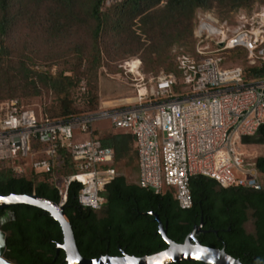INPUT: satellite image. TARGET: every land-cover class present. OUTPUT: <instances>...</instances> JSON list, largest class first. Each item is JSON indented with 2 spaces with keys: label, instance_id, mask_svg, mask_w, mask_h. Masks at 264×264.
Segmentation results:
<instances>
[{
  "label": "trees",
  "instance_id": "trees-1",
  "mask_svg": "<svg viewBox=\"0 0 264 264\" xmlns=\"http://www.w3.org/2000/svg\"><path fill=\"white\" fill-rule=\"evenodd\" d=\"M256 1L264 4V0H0V101L17 99L29 107L19 99H40L45 119L68 120L88 114L76 108L74 97L84 83L87 107L96 112L106 37L112 38V49L141 52L146 68L163 67L179 78L174 52L195 55L198 12H212L221 21L230 14L228 20L232 22L238 11L250 12ZM18 37L24 41L8 44ZM243 51L234 48L225 54L233 60V53ZM130 62L125 61L121 69L126 71ZM57 66L61 70L53 73ZM262 74L259 66L244 70L245 80ZM101 144L114 151L117 174V167L130 168L136 163L137 182L129 184L118 174L103 193L106 207L97 211L79 205L80 184L70 186L64 214L85 259L120 257L122 253L140 258L166 250L158 223L150 215L153 213L167 229L168 238L177 244L184 243L203 215L211 232L196 236L198 242L225 249L242 264H264V190L224 189L211 179L194 176L190 180L192 208L182 211L171 190L156 195L138 185V158L131 135L122 132ZM242 145L264 148V126L254 137L243 138ZM68 151L61 149V166L51 175L31 172L18 176L9 165L0 163V195H36L58 205L61 198L55 178L75 173ZM256 168L264 174V156L257 159ZM9 211L16 220L2 227L8 261L66 264L65 253L57 255L63 234L49 213L30 206ZM4 214L0 211V218ZM250 221L254 223L252 234L247 231Z\"/></svg>",
  "mask_w": 264,
  "mask_h": 264
},
{
  "label": "built area",
  "instance_id": "built-area-1",
  "mask_svg": "<svg viewBox=\"0 0 264 264\" xmlns=\"http://www.w3.org/2000/svg\"><path fill=\"white\" fill-rule=\"evenodd\" d=\"M197 19L195 55L174 52L179 78L161 73L146 82L141 63H129L136 68L131 69L135 104L55 121L41 111L38 120L32 106L17 100L0 101V163L26 176L17 160L31 158V172L51 175L61 166V149L67 148L75 173L62 178L63 187L56 184L58 207L66 205L69 188L77 183L79 205L100 210L103 193L118 174L114 151L94 136L93 124L109 119L115 130L134 139L138 185L156 195L171 190L182 211L192 208L194 176L224 189L261 191L256 162L248 166L240 147L243 138L264 126V6L238 11L232 22L205 11ZM234 48L245 50L247 65L259 66L261 77L245 80L244 69L228 63L225 53Z\"/></svg>",
  "mask_w": 264,
  "mask_h": 264
},
{
  "label": "rangeland",
  "instance_id": "rangeland-1",
  "mask_svg": "<svg viewBox=\"0 0 264 264\" xmlns=\"http://www.w3.org/2000/svg\"><path fill=\"white\" fill-rule=\"evenodd\" d=\"M262 1H256L250 11L260 7L264 6ZM112 3V2H109ZM241 11V10H240ZM246 13H249L247 11H243ZM230 14L226 16L227 19H229ZM225 19V20H227ZM224 21V20H223ZM18 33L16 34V36ZM109 39L112 38H105L104 39V46L107 51V54L103 56L104 60V66L99 71V78H98V84H99V109L96 112H90L87 104H86V98L84 97V90L78 92L76 94L75 100H76V108L80 111H84L88 114H94L98 112L108 111V110H114L126 107L128 105H132L136 103V84L134 83L135 77L134 74L132 76L131 69H133V66L130 68H126V71L121 69V66L123 63L127 60L130 61H139L141 60V52L137 54H130L126 53L125 48L124 49H112L113 42ZM23 37H18L15 39H12L8 44L13 45L16 44V42H23ZM34 47H37V43H33ZM130 49L132 47L130 46ZM129 49V50H130ZM190 51V47H187L186 50ZM233 60L228 59V63L231 65H238L241 66L244 70L247 65L246 61V53L243 51L242 53H233ZM173 55V52H172ZM40 60L39 58H37ZM40 62V61H39ZM61 70V68L54 67L52 72L57 73ZM141 72L145 76V81L149 82L152 78L159 76L161 73L171 74L168 71L165 70V68L161 67H152V69H148L144 66L143 62L141 63ZM174 74V73H172ZM82 87L84 89V83H82ZM17 100V99H13ZM24 102V104H27L28 106H32V110L35 112L36 117L38 120H40V110H41V103L40 99H30V100H23L19 99ZM11 101V100H10ZM18 101V100H17ZM2 102V101H1ZM20 102V101H19ZM93 128L95 129L94 136L97 137L100 141L114 136L116 134L122 133L120 130H115L112 127L111 121L109 119H103L96 121L93 124ZM77 127H74V130L76 131ZM81 138L76 139V141H80ZM241 153L244 156L245 163L250 166L254 164L259 157H262L264 155V149L258 146H251V145H241ZM258 152V153H257ZM31 158H23L20 157L17 160V165L24 167L28 171V175L31 174ZM118 168V174L123 175L127 182L129 184L136 183L137 178V170L136 163L130 167L126 168L124 166H119ZM233 173L239 178L248 180L249 177L244 175H237L235 171ZM260 184L262 188L264 189V174L259 173L258 175ZM55 183L59 187H63V179L62 178H55ZM247 231L251 232L250 225H247Z\"/></svg>",
  "mask_w": 264,
  "mask_h": 264
},
{
  "label": "water",
  "instance_id": "water-1",
  "mask_svg": "<svg viewBox=\"0 0 264 264\" xmlns=\"http://www.w3.org/2000/svg\"><path fill=\"white\" fill-rule=\"evenodd\" d=\"M107 204H104L106 206ZM18 206H30L43 210L60 225L63 234V243L57 246V255L63 251L66 264H181L186 262H199L203 264H242L240 260L229 256L227 251L205 247L196 240L200 234L203 223L194 227L184 243L177 244L167 236V229L162 225L159 217L151 213L157 223L158 231L167 245V249L157 254L144 257H134L122 253L120 257L103 256L98 259H85L77 247L73 229L65 217L64 207H58L50 201L41 199L36 195H0V211H5L0 218V264H13L5 258L7 252L6 234L2 227L10 221H15L16 216L9 211Z\"/></svg>",
  "mask_w": 264,
  "mask_h": 264
},
{
  "label": "flooded vegetation",
  "instance_id": "flooded-vegetation-1",
  "mask_svg": "<svg viewBox=\"0 0 264 264\" xmlns=\"http://www.w3.org/2000/svg\"><path fill=\"white\" fill-rule=\"evenodd\" d=\"M245 190H247V189H245ZM262 190H264V189L262 188ZM247 191H252V190H247ZM249 195H250V193L247 194V196H249ZM105 204H106V202H105ZM103 207H106V206H103ZM201 223H203V226L201 228L200 234H209L211 231L207 229L208 225H207V223H204L203 215L201 216L200 223L197 226H199ZM248 225H250V227H251V232H254V223L252 221H250V222H248ZM228 231H230V229ZM200 234H198V235H200Z\"/></svg>",
  "mask_w": 264,
  "mask_h": 264
},
{
  "label": "bare ground",
  "instance_id": "bare-ground-1",
  "mask_svg": "<svg viewBox=\"0 0 264 264\" xmlns=\"http://www.w3.org/2000/svg\"><path fill=\"white\" fill-rule=\"evenodd\" d=\"M137 65V64H136ZM131 67L133 66L132 64L130 65ZM136 68H135V66H133V69L132 70H135ZM258 153V152H257Z\"/></svg>",
  "mask_w": 264,
  "mask_h": 264
},
{
  "label": "crops",
  "instance_id": "crops-1",
  "mask_svg": "<svg viewBox=\"0 0 264 264\" xmlns=\"http://www.w3.org/2000/svg\"><path fill=\"white\" fill-rule=\"evenodd\" d=\"M258 147H259V146H258ZM261 148H263V147H261ZM263 149H264V148H263ZM263 156H264V155H263ZM263 156H262V157H263ZM259 158H260V157H259ZM136 179H137V178H136ZM136 182H137V180H136Z\"/></svg>",
  "mask_w": 264,
  "mask_h": 264
}]
</instances>
